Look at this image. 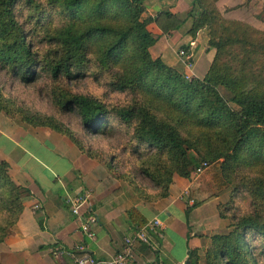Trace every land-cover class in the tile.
<instances>
[{
  "label": "trees",
  "instance_id": "trees-1",
  "mask_svg": "<svg viewBox=\"0 0 264 264\" xmlns=\"http://www.w3.org/2000/svg\"><path fill=\"white\" fill-rule=\"evenodd\" d=\"M145 2L0 0V68L24 85L44 74L58 86L51 93L56 108L62 114H76L87 134L108 136L113 115L131 131L135 151L142 146L151 150L158 159V174L169 172L159 197L167 196L173 176L189 179L201 161L207 162L211 172L206 180L218 190L228 185L233 189L228 203L219 207L220 218L228 222L227 232L210 238L205 264H264V88H247L244 80L222 74L216 55L205 76L191 81L152 58L150 48L157 41L147 25L155 23L167 35L179 30L184 20L170 12L143 20ZM207 8L206 0H193L188 32L192 40L211 22ZM21 11L30 14L26 22L19 21ZM246 42L244 37L237 40ZM86 76L105 80L110 92L128 97L127 104L109 110L99 99L62 88ZM1 112L10 115L0 97ZM17 115L22 123L66 136L97 159L53 118L26 110ZM7 172L8 165L0 162V183L6 187L1 210L8 220L14 219V227L29 193ZM154 184L161 187L163 182L156 176ZM129 218L133 223L132 213ZM144 224L138 216L137 228ZM11 234L13 230L0 227V243ZM188 259L198 264L197 252L190 250Z\"/></svg>",
  "mask_w": 264,
  "mask_h": 264
},
{
  "label": "crops",
  "instance_id": "crops-1",
  "mask_svg": "<svg viewBox=\"0 0 264 264\" xmlns=\"http://www.w3.org/2000/svg\"><path fill=\"white\" fill-rule=\"evenodd\" d=\"M174 3L146 0L143 16L154 19L158 13L176 14L171 8ZM147 28L158 39L150 48L151 55L155 51L154 59L183 72L174 49L178 42L175 32L164 35L155 23ZM194 40L188 46L198 42ZM202 59L206 62L203 75L192 71L198 79L207 73L212 52L200 55L197 63ZM22 127L0 128V160L8 165L12 182L29 193L22 200L13 234L0 243V264H74V258L83 252L110 260L124 249L126 238L146 228L153 219L162 222L165 231L150 233L148 244H134L127 264H192L190 250L197 252L198 264H205L210 238L227 232L219 207L228 203L233 188L218 190L202 176L184 179L175 175L167 196L153 198L128 185L123 188L103 161L88 157L66 136L48 128ZM5 143L19 159L4 151ZM74 198H85L82 213L90 210L98 218L92 240L81 233L80 221L70 213L69 202ZM138 216L145 220L141 228H137Z\"/></svg>",
  "mask_w": 264,
  "mask_h": 264
},
{
  "label": "rangeland",
  "instance_id": "rangeland-1",
  "mask_svg": "<svg viewBox=\"0 0 264 264\" xmlns=\"http://www.w3.org/2000/svg\"><path fill=\"white\" fill-rule=\"evenodd\" d=\"M206 1L208 12L211 14V22L196 33L195 39H198V42L192 48L190 45L188 46V42L190 40L192 42L188 32L192 25L189 12L193 0H175L171 6L177 17L184 20L182 27L175 32L176 38L178 37V42L174 46L176 55L178 51L185 48L189 50L190 48L194 63L192 71L200 77L205 72L206 62L205 59H202L200 63H197V60L200 55L212 52V56L216 55L219 58L218 66L222 74L227 73L232 78L244 80L247 88L254 85H262L264 88V0L255 2L254 0H244L243 4L242 0H232V3H226L223 0ZM179 2L180 5L176 6ZM194 4L196 7L198 6L196 3ZM29 15V12L21 11L20 17H18L19 21L26 22ZM237 17L239 18L237 19ZM142 19L146 20L144 16ZM151 35L156 41L158 40L153 33ZM241 37L247 40L245 44L237 43ZM166 39L168 40V38ZM166 39L163 40L165 44ZM257 43L260 45L258 46ZM251 44L256 47H252ZM214 46L218 47V50ZM199 51L200 53H198ZM155 56L154 51L151 57L154 58ZM57 87L44 74L35 83L24 85L14 79L9 71L0 68V97L10 113V115L4 112L0 113V128L14 130L12 127L21 128L23 124L28 127L29 125L19 121L18 110L51 117L64 129L71 131L75 138L82 143L84 150L88 151L92 157H96L105 165L111 166L113 169L111 172L119 177L118 180H120L123 188L128 185L132 189L149 194L150 197H159L163 193L162 189L167 187L165 180L169 172L158 174V159L154 153L144 146L135 151L136 145L131 138V131L122 127L113 115L109 116L108 119L107 130L110 132L108 136H97L84 132L76 114H62L54 105L51 93ZM62 88L75 94L99 99L109 107V110L124 106L129 100L123 94L110 92L105 80L96 81L91 76H86L68 86L63 85ZM4 151L13 159H19V155L16 153L11 154L8 143H5ZM0 162L3 161L0 160ZM210 168L211 166L201 175L202 179L205 178L207 172H211ZM116 176L114 175L115 178ZM156 176L163 182L161 187L154 184V177ZM191 177L194 178L193 172ZM226 188L230 191L233 186L228 185ZM5 192L6 187L0 183V227L9 231L14 229V219L8 220V215L1 210L3 208L1 201L5 197Z\"/></svg>",
  "mask_w": 264,
  "mask_h": 264
},
{
  "label": "built area",
  "instance_id": "built-area-1",
  "mask_svg": "<svg viewBox=\"0 0 264 264\" xmlns=\"http://www.w3.org/2000/svg\"><path fill=\"white\" fill-rule=\"evenodd\" d=\"M192 48V47H191ZM177 56L181 60L183 72L182 76L185 81H191L194 76L192 75L193 69V53L188 49H182L178 51ZM209 169L207 162H200L198 166L193 170L194 178H198L203 175ZM70 213L76 216L80 221V231L88 239L92 240L95 236L94 227L98 224V218L90 210L82 213V209L85 207V198H74L70 200ZM163 232L165 226L158 219H153L149 222L146 228L136 230L133 237L125 239V247L122 251L116 253L110 260H99L87 253H81L74 258V264H127L128 259L132 256V248L134 244L143 243L148 244L152 232ZM83 250L79 248L78 251Z\"/></svg>",
  "mask_w": 264,
  "mask_h": 264
},
{
  "label": "water",
  "instance_id": "water-1",
  "mask_svg": "<svg viewBox=\"0 0 264 264\" xmlns=\"http://www.w3.org/2000/svg\"><path fill=\"white\" fill-rule=\"evenodd\" d=\"M185 264H190V262H189V261H187Z\"/></svg>",
  "mask_w": 264,
  "mask_h": 264
}]
</instances>
